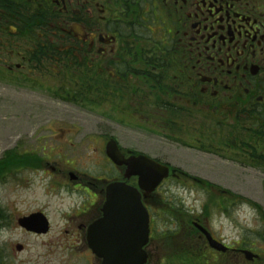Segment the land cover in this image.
I'll use <instances>...</instances> for the list:
<instances>
[{"label": "flooded vegetation", "instance_id": "flooded-vegetation-1", "mask_svg": "<svg viewBox=\"0 0 264 264\" xmlns=\"http://www.w3.org/2000/svg\"><path fill=\"white\" fill-rule=\"evenodd\" d=\"M11 91L35 92L45 107L62 103L100 123L98 136L89 137L98 156L87 157L84 167L75 166L71 125H44L69 136L42 143L44 154L34 146L13 157L22 170L47 173L52 186L68 179L81 192L62 223L42 206L16 214L21 233L47 246L72 245L84 264L121 257L264 264V219L256 231L230 222L231 236L207 216L156 220L167 214L165 195L173 189L215 194L235 210L249 202L174 166L172 147L224 156L264 181V0H0V104L8 106ZM10 153L0 158L3 179L11 175ZM140 156L169 167L152 190L148 179L139 183L128 173ZM112 183L131 195L108 189ZM38 212L49 221L45 234L18 222ZM5 217L0 211V225ZM54 229L56 236L42 238ZM4 246L12 257L25 250L23 243L3 244L0 259Z\"/></svg>", "mask_w": 264, "mask_h": 264}, {"label": "rangeland", "instance_id": "rangeland-1", "mask_svg": "<svg viewBox=\"0 0 264 264\" xmlns=\"http://www.w3.org/2000/svg\"><path fill=\"white\" fill-rule=\"evenodd\" d=\"M10 94L8 106L0 104V158L7 150H15L20 153L24 149L30 150L34 146L44 154L46 148L42 143L46 142V146L49 147L51 142L56 143V141H62L69 136L68 134L55 133L54 129L45 131L43 126L48 124L72 126L76 167L86 166L84 163H86L87 157L98 156V149L89 143V137L98 136V132L95 131L100 125L97 118L86 121L82 113L74 115L75 112L62 103L53 102L50 107H45L35 92L24 91L17 95L11 91ZM56 113V119L44 116ZM24 146L26 148H23ZM169 154L170 162L174 166L186 168L192 174L204 178L214 185L226 188L233 193H240L243 198L252 203H258L264 209L262 199L264 181L259 172L244 168L224 156H214L213 158L211 155L191 153L180 147H172ZM61 156L66 157L65 154H61ZM51 184L52 179L41 170L14 168L10 178L0 177V211L6 215L4 218L6 221L1 222L0 225V246L10 242L23 243L25 246L24 252L17 257H12L10 250L4 246L6 257L0 259L2 264H84L83 257L76 252L72 245L63 243V245L47 246L42 244L41 238L25 235L14 227L16 214L26 213L34 208L40 209L41 206L45 208L54 223L64 221L65 214L71 210L69 204L80 201L81 192L71 188L68 179L62 185L61 182L55 187ZM165 198L169 201L170 207L167 208L165 216L161 212L159 216L156 215V220H179L183 216L181 211L184 210H190L191 213L200 215L205 206L209 214L208 219L214 222V227L224 226L222 231L224 236L232 235L230 222L244 225L253 231L262 226L261 221H263L262 216L264 215L246 203V205L240 206V209L235 210L227 207L223 210L214 207L213 196L211 197L205 192H184L180 189H173L165 195ZM217 200L220 199L217 198ZM55 230H51L49 235L42 238L56 236ZM48 250L51 253L49 255L46 254Z\"/></svg>", "mask_w": 264, "mask_h": 264}, {"label": "water", "instance_id": "water-1", "mask_svg": "<svg viewBox=\"0 0 264 264\" xmlns=\"http://www.w3.org/2000/svg\"><path fill=\"white\" fill-rule=\"evenodd\" d=\"M142 159H145V161H147L148 163L147 166L149 167V171L151 170V172H153V176H154V182L153 185H156L158 183V181H160L162 179V177L166 176L168 173V168L166 166L163 165H159L156 162L147 159L146 157H141ZM140 167V164H139ZM134 174H139L140 177L142 178V180H147L148 182H151V177L152 175L149 173V177H147V175H143L144 172H142L140 169L137 170L136 169V165L134 166V170H133ZM119 189H121V186L117 187ZM117 189V190H119ZM19 223L26 227L28 230H32L35 232H44L46 229V219L43 215H41L40 213H37L35 215H32L30 217H26V218H22L19 220ZM118 253V251H117ZM141 260H138L137 264H141ZM104 264H136L135 261H130V260H126V259H114V260H110L107 259L103 262Z\"/></svg>", "mask_w": 264, "mask_h": 264}, {"label": "trees", "instance_id": "trees-1", "mask_svg": "<svg viewBox=\"0 0 264 264\" xmlns=\"http://www.w3.org/2000/svg\"><path fill=\"white\" fill-rule=\"evenodd\" d=\"M20 163L17 161V159H15V158H13V156H12V158H11V162H10V168L11 167H14V166H17V165H19Z\"/></svg>", "mask_w": 264, "mask_h": 264}]
</instances>
